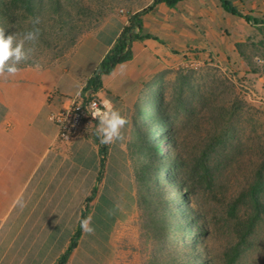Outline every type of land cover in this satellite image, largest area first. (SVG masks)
Listing matches in <instances>:
<instances>
[{
	"label": "crops",
	"instance_id": "0c3cea01",
	"mask_svg": "<svg viewBox=\"0 0 264 264\" xmlns=\"http://www.w3.org/2000/svg\"><path fill=\"white\" fill-rule=\"evenodd\" d=\"M229 1L242 14L264 20V0ZM138 10L103 17L49 63L0 75V264H57L78 227L65 264H114L118 248L137 242L154 215L136 175L140 97L150 102L157 80L182 65L188 49L236 59L234 43L253 36L256 26L225 11L219 0L157 2L144 13L142 32L157 39L134 40L132 58L103 74L97 90L127 120L122 138L105 145L100 171L97 123L87 122L79 135L63 141L49 115L79 97ZM19 196L22 209L13 206ZM82 214L90 218L91 233L81 227Z\"/></svg>",
	"mask_w": 264,
	"mask_h": 264
},
{
	"label": "rangeland",
	"instance_id": "374dc122",
	"mask_svg": "<svg viewBox=\"0 0 264 264\" xmlns=\"http://www.w3.org/2000/svg\"><path fill=\"white\" fill-rule=\"evenodd\" d=\"M150 2L60 0L61 6L78 21L80 34L96 27L107 15L129 13ZM2 20L0 17V25ZM253 25V36L234 43L236 59L188 49L183 64L158 80L159 86L163 85L162 110L168 118L158 147L170 163L166 165L164 158L155 163L154 173L159 179L155 183L151 177L143 180L142 191L152 200L149 209L156 208V214L168 212L169 217L175 215V220L167 230L159 223L155 227L144 226L137 242L118 248L114 264H264V110L245 90L246 86L256 91L261 83L264 20ZM11 28L13 25L7 23V34L13 32ZM44 38L50 45L39 38L29 56L33 64L49 63L57 54L55 40L59 38L53 33ZM180 74H186L188 80L181 94L176 81ZM199 93L203 95L200 97ZM154 98H150L151 104ZM144 100L142 95L140 104ZM232 101L236 107L227 116L229 130L225 134L220 131L217 114L223 111L221 106H229ZM182 104L187 108H182ZM188 108H195V118L188 115ZM146 137L152 140L151 134ZM136 140L139 142L138 137ZM140 145H144L143 141ZM169 181L179 185L185 202L176 185ZM260 181L263 212L251 234L241 242L238 228L241 217L246 215L241 202L248 198L249 187ZM235 206L234 216L229 212Z\"/></svg>",
	"mask_w": 264,
	"mask_h": 264
},
{
	"label": "trees",
	"instance_id": "16d2710c",
	"mask_svg": "<svg viewBox=\"0 0 264 264\" xmlns=\"http://www.w3.org/2000/svg\"><path fill=\"white\" fill-rule=\"evenodd\" d=\"M179 0H152L147 6L142 9L130 14L127 24H125L119 35L117 36L115 42L108 50V52L103 56L100 62L94 68L91 76L87 79L82 90L92 87L94 90L98 89L101 86V76L103 74H109L113 71L114 67L123 61L129 60L132 58L131 44L134 40H140L144 38H153L156 37L142 32V20L141 16L148 12L154 4L157 2H164L168 6L174 5ZM221 7L231 13L243 17L246 21L253 22L254 24L260 22L262 19L251 17L248 14H242L239 12L236 7L229 0H219ZM81 10H87L83 6H80ZM41 15L39 16V14ZM43 13V14H42ZM47 15L45 18L44 16ZM0 17L3 18L4 22L0 25V28L6 29L7 23H11L13 28H11L12 33H22L23 31L30 29L32 27L31 21L33 18H38L39 23L36 27L40 30V40L43 41L46 45H50L48 38L46 36H51L52 33L54 36H57L59 39L55 40V49L57 54L55 58L62 54V51L70 48V46L75 42L76 38L81 32V29L78 26V21L72 18L70 11L66 8H63L60 4V0H0ZM9 30H5V34ZM61 43V44H60ZM28 64H33V61L29 58L25 62H21L18 65L24 66ZM160 80V79H158ZM157 84L152 92L154 95V102L151 104L147 100H144L143 103L139 104V114L136 116L135 124L137 137L136 145V154L140 156V168L136 172L139 180L142 181L146 178L152 179V182H156L159 179L156 173H154L155 168L153 165L157 164L159 161L166 160V165L170 163V160L167 156L161 154L158 147L159 140L164 137L163 133L167 130L168 118L162 110V100H163V85L159 86ZM178 83V93L181 94V91L187 87V75L180 74L176 77ZM212 93V92H210ZM203 95V94H201ZM200 93L199 96L201 97ZM151 96V97H152ZM200 100V99H199ZM235 103L232 101L229 106H221L223 111L218 112V119L221 120V130L227 134L229 130L228 115L232 113V110L235 109ZM151 107L153 111L151 112ZM182 108H187L184 104ZM214 107V104H213ZM188 115L195 118V108H188ZM227 112V113H226ZM217 122V120H216ZM146 134L152 135V140L147 139ZM140 141H143L144 145H140ZM156 153L158 154L156 156ZM106 156V146L101 145L100 147V171L104 167ZM143 160V162H142ZM174 183L178 190L179 195L182 197L184 202V194L182 193L179 185ZM142 184V190H143ZM262 182L253 183L247 190L248 198L244 197V200L241 202V206L244 207L246 211L245 217H241V221L238 228V237L241 242H244L246 237L251 234L253 226L261 213L263 212V204L260 200ZM148 190L147 188H145ZM150 204L152 200L149 201ZM154 202V201H153ZM153 206V205H152ZM153 208V207H152ZM154 215L150 217V224L155 227L156 223L160 224L161 228L164 230L170 229V222L175 220V215L169 217V213L165 212L163 214H156V208L153 209ZM176 213V212H175ZM231 215H236V206L233 207L230 212ZM169 217V218H168ZM85 214H82L81 220L83 221ZM80 233V227L72 236L70 243L66 250L60 255L57 260V264H65L70 252L76 244V239ZM194 264H198L197 262Z\"/></svg>",
	"mask_w": 264,
	"mask_h": 264
},
{
	"label": "clouds",
	"instance_id": "9594fccd",
	"mask_svg": "<svg viewBox=\"0 0 264 264\" xmlns=\"http://www.w3.org/2000/svg\"><path fill=\"white\" fill-rule=\"evenodd\" d=\"M32 27L22 33L5 34L4 28H0V75L14 76L19 71L18 65L29 59L34 52L40 36V30L36 25L38 18L31 21ZM26 45H29L26 47ZM102 109L95 103L90 106L89 114L97 120L94 134L101 145H108L122 138L121 130L127 123L119 111L115 110L108 99L102 101ZM21 209L25 206L22 196L16 198L13 204ZM83 231L91 233L90 218L81 223Z\"/></svg>",
	"mask_w": 264,
	"mask_h": 264
},
{
	"label": "built area",
	"instance_id": "2783aa9c",
	"mask_svg": "<svg viewBox=\"0 0 264 264\" xmlns=\"http://www.w3.org/2000/svg\"><path fill=\"white\" fill-rule=\"evenodd\" d=\"M259 62L263 63L262 60H259ZM260 80L261 83L256 91L246 86L245 90L247 96L252 97L264 110V70ZM97 90L88 87L82 90L79 97L73 100L69 107L50 113L49 119L57 126L60 140H69L79 135L87 122L97 123V120L88 113L93 103L103 110L102 99L97 94Z\"/></svg>",
	"mask_w": 264,
	"mask_h": 264
}]
</instances>
